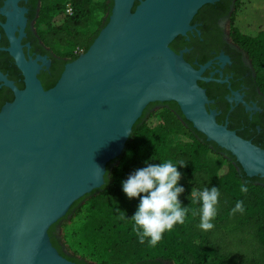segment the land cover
Masks as SVG:
<instances>
[{
    "label": "water",
    "instance_id": "obj_1",
    "mask_svg": "<svg viewBox=\"0 0 264 264\" xmlns=\"http://www.w3.org/2000/svg\"><path fill=\"white\" fill-rule=\"evenodd\" d=\"M215 1L113 0L106 26L48 90L38 77L41 66L26 58L21 45L23 12L8 14L7 51L25 88L0 71V81L15 93L0 110V264H78L53 245L49 230L105 184L107 165L123 154L151 103L176 102L248 177L264 179V149L218 122L198 83L209 81L204 69L196 70L170 46Z\"/></svg>",
    "mask_w": 264,
    "mask_h": 264
},
{
    "label": "trees",
    "instance_id": "obj_2",
    "mask_svg": "<svg viewBox=\"0 0 264 264\" xmlns=\"http://www.w3.org/2000/svg\"><path fill=\"white\" fill-rule=\"evenodd\" d=\"M241 3L242 0H238L231 19V37L247 53L256 86L264 99V19L251 22V27L243 26L238 22L245 12L240 8ZM69 4L73 7L72 15L64 11ZM112 8L113 0L109 3L42 0L36 23L42 27L38 31L39 37L45 45L58 44L70 50L71 58L65 62L68 64L80 56L76 52L84 53L90 48L108 23ZM97 11L108 14V17L97 21ZM94 25L97 29H93ZM59 78L60 75L52 86L46 84L45 89L53 88ZM157 104H162L163 108L156 114L150 113ZM2 107L1 102L0 110ZM155 115L161 123L158 127L149 123ZM171 134L185 136L190 143L179 141L172 144L169 140ZM214 155L224 159L225 173L214 172L211 164ZM169 160H183L188 165L179 170L187 179L186 186H183L185 193L180 199L184 206L189 207V215L184 224L165 232L156 246H150L147 241L140 244L132 231V224L119 218L120 210L126 211L131 218L139 203L124 194L122 182L136 169L144 167L145 161L160 163ZM242 184L248 187L246 193L240 190ZM212 186L220 190V197L217 215L212 221L215 227L206 232L199 227L200 205L190 194L193 189ZM237 201H243L245 210L242 214L232 213ZM83 209L95 212L102 219L89 240L90 255L99 264H139L159 260L173 264H264V179L248 177L236 157L216 143L209 142L173 101L151 103L145 109L133 127L123 154L107 165L105 184L76 201L60 221L71 214H79ZM57 224L50 228L49 235L53 245L60 249L53 235Z\"/></svg>",
    "mask_w": 264,
    "mask_h": 264
},
{
    "label": "flooded vegetation",
    "instance_id": "obj_3",
    "mask_svg": "<svg viewBox=\"0 0 264 264\" xmlns=\"http://www.w3.org/2000/svg\"><path fill=\"white\" fill-rule=\"evenodd\" d=\"M238 0H218L204 5L191 21L186 35L178 36L172 49L183 54L196 70L204 69L202 76L209 81L198 83L211 100L209 109L217 112V120L227 124L239 136L264 149V99L256 86L255 73L247 53L231 37V19ZM42 0H0V71L23 90L25 79L14 58L7 51L10 40L3 28L8 14L22 11L26 24L21 40L27 59L37 60L41 66L39 79L43 86H52L62 75L66 59L49 49L39 37L36 26ZM15 32L20 36L19 30ZM45 58V62L42 59ZM60 79V78H59ZM15 93L0 81V103L12 102ZM13 99V100H12ZM2 109V108H1ZM107 173V172H106ZM55 226L53 235L58 240L59 252L70 261L88 264L67 254L60 244ZM171 264L159 260L154 263Z\"/></svg>",
    "mask_w": 264,
    "mask_h": 264
},
{
    "label": "clouds",
    "instance_id": "obj_4",
    "mask_svg": "<svg viewBox=\"0 0 264 264\" xmlns=\"http://www.w3.org/2000/svg\"><path fill=\"white\" fill-rule=\"evenodd\" d=\"M128 155L131 157L132 154ZM187 166L183 160L160 163L145 161L144 167L136 169L122 182L124 194L139 203L131 218L122 210L119 218L132 224V231L140 244L147 241L150 246H156L165 232L185 223L190 209L180 199L185 188L180 183L182 173L179 169ZM240 190L246 193L247 185L242 184ZM190 196L200 205V229L206 232L213 230L215 225L212 221L217 215L220 190L216 186L202 190L193 189ZM244 210L243 201H237L232 213L242 214Z\"/></svg>",
    "mask_w": 264,
    "mask_h": 264
},
{
    "label": "rangeland",
    "instance_id": "obj_5",
    "mask_svg": "<svg viewBox=\"0 0 264 264\" xmlns=\"http://www.w3.org/2000/svg\"><path fill=\"white\" fill-rule=\"evenodd\" d=\"M98 3H109L110 0H96ZM243 12L239 18L238 22H240L243 26L249 27L251 22L263 18L264 19V0H242L241 7ZM97 21H101L104 17L106 19L108 14H102L100 12L95 13ZM37 26V25H36ZM251 27V26H250ZM38 31L42 29V27L37 26ZM93 29H97V26H93ZM244 29V28H243ZM246 31V30H245ZM49 49L53 50L55 53H59L66 60L71 58V52L67 48H64L58 44L49 45L46 44ZM81 54V51L76 52L75 54ZM163 108L162 104L155 105L150 113H158ZM150 124L158 127L161 125L159 122V117L154 116L149 121ZM185 136H178L171 134L169 136V140L172 144L177 143L179 141H184L185 143H190L188 138H184ZM211 164L214 172L216 173H225L227 171L226 163L224 159L219 156H212ZM182 186H186L187 179L184 174H182V179L180 181ZM102 222L101 217L95 212H90L86 209L80 211L77 215H69L65 220L60 221L57 225L56 234L59 237L60 244L62 245L64 251L80 260L85 261L88 264H99L98 260L95 259L94 256L90 255V247L89 240L94 236V229L99 223ZM171 263V262H170ZM173 264V263H171Z\"/></svg>",
    "mask_w": 264,
    "mask_h": 264
},
{
    "label": "built area",
    "instance_id": "obj_6",
    "mask_svg": "<svg viewBox=\"0 0 264 264\" xmlns=\"http://www.w3.org/2000/svg\"><path fill=\"white\" fill-rule=\"evenodd\" d=\"M64 11H65L67 14L72 15V14H73V7H72V5H70V4L67 5Z\"/></svg>",
    "mask_w": 264,
    "mask_h": 264
}]
</instances>
